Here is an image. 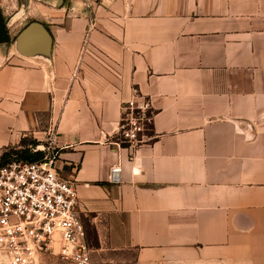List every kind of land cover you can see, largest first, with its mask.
Masks as SVG:
<instances>
[{"label": "crops", "instance_id": "0c3cea01", "mask_svg": "<svg viewBox=\"0 0 264 264\" xmlns=\"http://www.w3.org/2000/svg\"><path fill=\"white\" fill-rule=\"evenodd\" d=\"M34 20L49 56L16 48ZM133 88L153 117L130 149ZM50 132L92 263L264 264V0H0V154Z\"/></svg>", "mask_w": 264, "mask_h": 264}, {"label": "built area", "instance_id": "2783aa9c", "mask_svg": "<svg viewBox=\"0 0 264 264\" xmlns=\"http://www.w3.org/2000/svg\"><path fill=\"white\" fill-rule=\"evenodd\" d=\"M120 109L111 143L132 149L149 140L147 131L153 117L150 99L133 88ZM53 142L50 132L47 145L42 147L47 152L40 160L13 156L0 165V251L10 264H34L48 253L71 264H92L75 184L59 174ZM119 169L110 168L111 180L118 179Z\"/></svg>", "mask_w": 264, "mask_h": 264}, {"label": "water", "instance_id": "95a60500", "mask_svg": "<svg viewBox=\"0 0 264 264\" xmlns=\"http://www.w3.org/2000/svg\"><path fill=\"white\" fill-rule=\"evenodd\" d=\"M62 0H58V4ZM18 52L30 57L37 54L49 56L52 45V36L46 26L39 21L29 22L15 39Z\"/></svg>", "mask_w": 264, "mask_h": 264}, {"label": "rangeland", "instance_id": "374dc122", "mask_svg": "<svg viewBox=\"0 0 264 264\" xmlns=\"http://www.w3.org/2000/svg\"><path fill=\"white\" fill-rule=\"evenodd\" d=\"M147 133H149V130L147 131ZM32 140H34V139L31 136H29V135L26 136L24 139V144L19 148H22V149L23 148H29V147L30 148L31 147L38 148L37 150H42L43 154L45 155L47 151H46V149L45 150L42 149V146L45 147L47 145V141H44V142L36 141V142H38V144H34V143H32ZM41 143H43L42 146H41ZM6 150H8V149H6ZM6 150H3L2 152H5ZM55 151L58 152V149L56 148ZM83 224H84V222H83ZM85 230H86V234H87L86 235L87 236V242L92 249V247H93L92 245L94 243V237H93L92 231L90 229H87V228H85ZM91 254H93V253H91ZM111 255L112 254H109L108 257H111ZM103 256H105V255H103ZM0 264H10L7 257L1 251H0ZM34 264H71V263L69 261L61 258L58 254L48 253V254L40 255ZM92 264H120V262L119 261L109 262L106 260V256H105V257H103V259L98 258L97 261H95V262L93 261Z\"/></svg>", "mask_w": 264, "mask_h": 264}, {"label": "trees", "instance_id": "16d2710c", "mask_svg": "<svg viewBox=\"0 0 264 264\" xmlns=\"http://www.w3.org/2000/svg\"><path fill=\"white\" fill-rule=\"evenodd\" d=\"M32 143L38 144V142L32 140ZM24 144V139L20 141V145ZM9 148L0 155V165L6 163L11 157L15 156L17 159H23L27 161H37L43 158L44 154L42 150H35L33 147L29 148Z\"/></svg>", "mask_w": 264, "mask_h": 264}]
</instances>
